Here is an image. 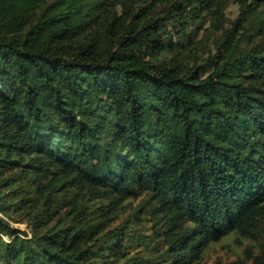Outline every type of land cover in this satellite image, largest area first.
Wrapping results in <instances>:
<instances>
[{
  "label": "trees",
  "instance_id": "obj_1",
  "mask_svg": "<svg viewBox=\"0 0 264 264\" xmlns=\"http://www.w3.org/2000/svg\"><path fill=\"white\" fill-rule=\"evenodd\" d=\"M226 238L264 264V0H0V264Z\"/></svg>",
  "mask_w": 264,
  "mask_h": 264
},
{
  "label": "rangeland",
  "instance_id": "obj_2",
  "mask_svg": "<svg viewBox=\"0 0 264 264\" xmlns=\"http://www.w3.org/2000/svg\"><path fill=\"white\" fill-rule=\"evenodd\" d=\"M14 226L24 228L23 225L15 224ZM243 248L244 245H236L233 238H226L210 247L205 255V263L213 264L217 260L223 263L232 262L236 260L237 256L243 251Z\"/></svg>",
  "mask_w": 264,
  "mask_h": 264
}]
</instances>
